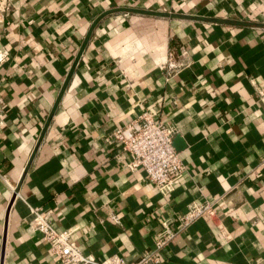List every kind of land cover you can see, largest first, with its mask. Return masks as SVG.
I'll use <instances>...</instances> for the list:
<instances>
[{"label":"crops","instance_id":"0c3cea01","mask_svg":"<svg viewBox=\"0 0 264 264\" xmlns=\"http://www.w3.org/2000/svg\"><path fill=\"white\" fill-rule=\"evenodd\" d=\"M7 2L0 264H56L34 208L96 259L136 260L170 219L157 264H264V0ZM170 53L184 65L160 67ZM143 110L185 165L166 194L112 135ZM221 197L229 213L180 226Z\"/></svg>","mask_w":264,"mask_h":264},{"label":"built area","instance_id":"2783aa9c","mask_svg":"<svg viewBox=\"0 0 264 264\" xmlns=\"http://www.w3.org/2000/svg\"><path fill=\"white\" fill-rule=\"evenodd\" d=\"M8 7L7 0H0V12ZM186 50L182 49L179 56L184 57ZM170 53L165 63L160 67L169 71L179 69L184 65ZM1 58V54H0ZM174 126L168 122L156 119L152 112L143 110L137 117L122 126L116 127L112 135L120 140L123 147L132 154L130 166L140 165L146 177L164 194L172 190L175 181L185 170L179 152L173 145ZM218 209L229 213L230 207L224 204V198L205 203L193 202L189 208L177 218L181 227L188 226L193 220L203 218L213 220L218 214ZM32 227L38 230L48 243V250L56 258V264H151L161 261L163 247L174 238L177 228L172 220L161 221V228L156 232L154 247L146 250L139 258L127 262L119 254H111L103 259H96L90 254H85L71 238L69 229L57 230L48 219V210L34 208ZM115 221H119L116 214H111Z\"/></svg>","mask_w":264,"mask_h":264}]
</instances>
